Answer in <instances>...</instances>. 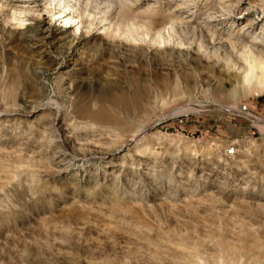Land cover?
<instances>
[{"label":"rangeland","instance_id":"1","mask_svg":"<svg viewBox=\"0 0 264 264\" xmlns=\"http://www.w3.org/2000/svg\"><path fill=\"white\" fill-rule=\"evenodd\" d=\"M49 1L0 0V264H264V0Z\"/></svg>","mask_w":264,"mask_h":264},{"label":"bare ground","instance_id":"2","mask_svg":"<svg viewBox=\"0 0 264 264\" xmlns=\"http://www.w3.org/2000/svg\"><path fill=\"white\" fill-rule=\"evenodd\" d=\"M83 1L82 3L87 6L89 5L88 3H90L89 0H83ZM106 2L112 5V1L106 0ZM49 4L56 5V8L58 10L54 12L53 15L58 14L59 17L61 18L60 22L62 23V25H64V27H67V26H70L71 23H74L75 19L78 18V15L75 13H78L76 11L81 4V0H68V1L58 0L56 2L55 0H51L49 1ZM107 6L109 7V5ZM77 23L78 21L75 22L74 24H77ZM162 27H163L162 30H159L156 32L155 40H158L159 43L160 42L162 43V42H167L169 40H172V38H175L178 40L177 43H180L183 34L186 33L187 24H185L184 28H182L180 26V23H175L173 20H170L166 22L165 26H162ZM61 28L62 26H59V30L56 29L55 32H54L55 29H47V30L45 29L46 30L45 36H49L50 34L55 33V36H56L54 37L55 41L72 42L71 43L72 48L69 51L67 50L68 52L66 51L67 53L64 56V59H71L74 53L73 46H75L79 42V39L75 40L72 33H69L66 30H62ZM27 31L29 30L27 29ZM257 39H258V36L253 35V40L251 39L246 42H244L243 40V42H241V51H240V54L237 60H233L231 57L225 56V59H224L225 68L227 70H232L235 75V81L230 90L231 95L235 96L238 93H241L243 95V94H247L250 92H253V93L264 92V53H262L254 45H252V43H256ZM40 40L41 39H38V41ZM229 44L231 47L236 46L235 42L230 41ZM217 60H218V57H217Z\"/></svg>","mask_w":264,"mask_h":264}]
</instances>
